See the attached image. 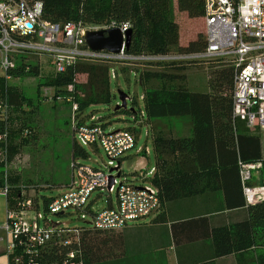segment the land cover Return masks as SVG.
<instances>
[{
	"label": "built area",
	"instance_id": "1",
	"mask_svg": "<svg viewBox=\"0 0 264 264\" xmlns=\"http://www.w3.org/2000/svg\"><path fill=\"white\" fill-rule=\"evenodd\" d=\"M204 9L206 46L201 51L133 53L128 52L123 44L115 53L91 49L86 42V33L114 27H119L124 33L128 28L126 24L120 25L115 21L85 23L80 20L54 22L43 17L41 1L0 0V76L11 81L10 70L23 62L24 69L28 71L33 59L41 69L43 58L54 76L66 72L76 62L107 65L110 83L118 79V75L126 77L130 74L136 75L140 81L146 71L160 70L173 63L205 68L221 63L235 70L233 121H243L248 128L258 127L264 131V0H204ZM80 96L82 93L76 89L75 83L57 88L43 85L40 89L41 103L70 104L74 142L82 148L91 147L96 151L102 148L107 161L102 162V168H96L73 159L68 188L44 205V211L39 197L36 199L25 190L12 202L9 199L10 107L5 101H0V119L5 122V128L0 132V196L7 203L3 224L8 236L7 264H40L41 259L53 251L62 255L60 264H84L81 242L85 230H120L129 223L157 213L161 208L159 190L152 182L151 185L136 186L124 172L125 160L138 143L135 130L131 126L109 129L101 118L85 115L77 99ZM130 99L132 97L128 95L127 103ZM125 109H128V104ZM128 110L135 125L146 114L140 107L135 110L132 106ZM87 120L91 122L86 123ZM150 128L149 122L148 136H151ZM31 133L30 128L23 129L24 136ZM136 150L139 155L150 154L147 147ZM261 167V162L240 161V179L247 204L264 201V186L250 183ZM155 172V165H145L139 168L138 174L143 179L152 180ZM96 191L106 195L115 193L117 205L92 210L91 196ZM70 210L76 211L87 225L68 227L49 219L52 214L68 215Z\"/></svg>",
	"mask_w": 264,
	"mask_h": 264
},
{
	"label": "trees",
	"instance_id": "2",
	"mask_svg": "<svg viewBox=\"0 0 264 264\" xmlns=\"http://www.w3.org/2000/svg\"><path fill=\"white\" fill-rule=\"evenodd\" d=\"M32 3L41 1L43 4V17L54 22L68 20L83 21L85 23H104L115 21L117 24H126L133 30L131 45L128 52H155L168 51L197 52L206 46L205 35L199 33L186 45L180 43V27L175 21L174 12H184L189 18L204 17V0H27ZM23 62L18 67L10 70L13 79L22 76H39L41 74L37 63H31L26 71ZM188 65V64H187ZM186 64H168L162 70H149L141 75L140 83L145 85L144 105L148 119L165 116L188 115L194 123L193 136H166L154 132L151 126V138L154 146V159L156 172L151 182L158 190L162 201L174 198L190 196L205 190L218 188L215 185L218 173H223L219 164L213 157L205 154V142L198 134V123L208 117L209 108L219 101L220 96L226 104H230L228 110L215 112V117H227L232 119L235 70L230 65L211 69L209 71L210 85L213 91L210 93L190 91L186 85ZM193 64L188 65V68ZM210 67L213 66L209 65ZM85 74V82L79 81L78 75ZM12 79V80H13ZM8 81L0 76V101H5L10 107L9 116V161L20 153L21 148L29 142V135H23L27 125L18 124V114L24 112V106H32V100L24 95L13 81ZM77 80V81H76ZM69 83H75L76 89L81 91L80 101L82 110L96 104H109L113 94L108 78V66L100 63L76 62L66 72L59 75H47L41 79V85L63 87ZM221 93V94H220ZM40 95V93H39ZM130 113L125 108L114 109V113ZM29 124V123H28ZM5 128V122L0 119V132ZM259 129V128H255ZM33 134V132H32ZM31 134V135H32ZM243 135H238L239 141ZM254 140L255 153L247 157L243 153L241 143L240 157L232 164L239 172L240 161L243 163L261 162L259 170L260 183L264 186V157L260 149V136L258 133L249 135ZM87 157L85 148L73 145V158ZM0 170V184L1 182ZM10 201L18 197L23 190L20 185V177L11 174L9 169ZM251 184H256L253 181ZM256 184V185H257ZM243 188V187H242ZM52 198L43 197L46 205ZM248 218L234 226L215 233L218 255H226L232 252H244L251 247L264 246V201L254 205L247 204ZM113 230L87 229L82 235V257L84 264L103 260L108 257L105 248L106 233ZM226 240V244L224 241ZM106 251H105V250ZM67 250V249H66ZM56 252V251H55ZM54 251L46 254L40 264H60L62 255ZM63 252H66L63 250ZM259 264H264V252L257 256ZM241 264V259H240ZM0 264H7L1 263Z\"/></svg>",
	"mask_w": 264,
	"mask_h": 264
},
{
	"label": "crops",
	"instance_id": "3",
	"mask_svg": "<svg viewBox=\"0 0 264 264\" xmlns=\"http://www.w3.org/2000/svg\"><path fill=\"white\" fill-rule=\"evenodd\" d=\"M195 38L196 36H193L185 43H182L180 39V42L182 45H186ZM193 66L188 69L201 68L204 77L200 72L193 80L191 79L190 87L186 85L187 81H185L186 87L190 91L212 92L209 71L223 65L214 63L208 68L202 65ZM187 78L186 74V80ZM223 97L225 96H220L219 101L209 108L208 117L198 123L199 137L203 139L205 149H207L205 154L208 157H213L217 164H219L218 158L223 159L222 164L225 165L219 167V170L223 169V173L220 171L218 173V179L215 182L218 188L162 201L161 208L157 213L129 223L123 229L109 231L106 233L105 242L108 257L88 264H240V259L241 264H259L257 256L264 252L263 245L253 246L244 252L218 255L219 249L215 233L248 218L240 169L238 172L232 166L235 159L240 157L238 142L241 143L243 153L247 157L253 156L255 153L254 140L249 139L248 136L258 133L260 149L264 157L263 130L248 128L243 121L234 122L227 117H215V112L225 110L229 112L230 104H226ZM149 122L154 128V132L160 131L166 136H193L194 134V123L191 117L183 130H175L174 133L171 129L165 131V126L168 124L161 118L149 119ZM238 135H243L240 141ZM149 155H139V168L145 165L149 167ZM132 159L133 156L130 154L125 162ZM153 165H155V159ZM252 181L256 184L261 182L259 171L254 173ZM68 183L69 181H66L49 198H54L64 192L68 188ZM94 202L95 200L91 199L92 210ZM116 205L117 198L116 201H113L112 195H108V204L103 208ZM6 208V199L0 196L1 263H7L8 260L6 253L8 236L3 229L6 216L2 212L3 210L6 212ZM224 244H226V240ZM1 256L5 257V260H1Z\"/></svg>",
	"mask_w": 264,
	"mask_h": 264
},
{
	"label": "rangeland",
	"instance_id": "4",
	"mask_svg": "<svg viewBox=\"0 0 264 264\" xmlns=\"http://www.w3.org/2000/svg\"><path fill=\"white\" fill-rule=\"evenodd\" d=\"M174 18L180 27V39L182 43H185V41L193 36L197 37L199 33L205 35L204 18H189L186 13L179 12L176 9ZM31 62L35 63L36 61L33 59ZM43 62L39 76H22L12 80L33 103L32 106H24V112L18 114L17 125H21V122L22 124L24 123V125L30 127L33 134L29 135V142L21 148L20 153L10 163L11 174H16L20 177V185L23 186V190L36 199L39 197L42 211H44L43 197L52 196L66 181H70L72 174L71 163L74 159L70 104L40 102V92L38 93L39 83L44 76L51 75L52 73V69L46 64L45 58H43ZM187 69L185 70L188 77L186 85L190 87L192 83L191 79L193 80L202 70L201 68ZM202 75L204 77V73ZM86 79L87 76L85 74H81L78 77V80L82 82H85ZM110 84L113 94L111 102L109 104L92 105L85 109V115H95L97 118H101L103 122L107 123L109 129H121L131 126L135 130L138 143L136 148L129 152L133 156V159L124 163V172L127 178L136 186L151 185L150 178L143 179L138 174L139 155L136 154L138 147H147L150 149L149 167L154 164L153 140L146 133L149 129L147 115L145 114L144 119L135 125L134 120H131L130 114L122 112L114 113L116 105L121 101L118 90H122L132 97L127 103L128 109L135 106V110H138V107H140L145 112L144 99L142 98L145 85L140 83L136 75L132 74L126 77L118 75V79L112 80ZM42 86H40V89ZM161 119L168 124L165 126V131L171 129L174 133L175 130L181 131L186 127L189 116H165L161 117ZM90 122V120L86 121V123ZM84 148L87 152V157H77L78 162L91 167L102 168V162L106 163L107 161L104 150L100 147L97 151L91 147ZM112 198L113 201H116L117 197L115 193L112 194ZM91 199L95 200L93 205L94 211L100 210L108 204V195L100 194L98 191L92 194ZM2 202L5 203L4 201ZM2 212L6 216V212L4 210ZM69 213L68 215L52 214L49 219L55 223L62 222L68 227L87 225L77 216L76 211L70 210ZM41 224L43 225V222ZM1 258V260H5V257L1 256Z\"/></svg>",
	"mask_w": 264,
	"mask_h": 264
},
{
	"label": "water",
	"instance_id": "5",
	"mask_svg": "<svg viewBox=\"0 0 264 264\" xmlns=\"http://www.w3.org/2000/svg\"><path fill=\"white\" fill-rule=\"evenodd\" d=\"M133 36V30L127 28L124 33L119 27H114L108 30L88 31L86 33V42L93 50H108L111 52H119L123 46L129 48ZM121 104L117 105L115 109L127 108L126 98L128 94L122 90H118Z\"/></svg>",
	"mask_w": 264,
	"mask_h": 264
}]
</instances>
